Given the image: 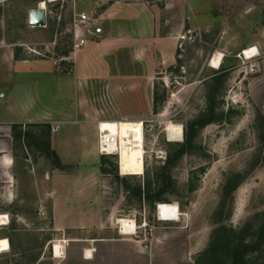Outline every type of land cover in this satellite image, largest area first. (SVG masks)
Listing matches in <instances>:
<instances>
[{
  "label": "rangeland",
  "instance_id": "1",
  "mask_svg": "<svg viewBox=\"0 0 264 264\" xmlns=\"http://www.w3.org/2000/svg\"><path fill=\"white\" fill-rule=\"evenodd\" d=\"M41 1L15 0L4 8L2 24L8 40L18 41L19 57L52 61L69 55L74 14L87 12L91 22L72 75L60 82L33 75L41 104L67 114L54 135L56 147L52 126L50 139L44 127L33 129L27 149L18 139L19 154L34 165L24 182L34 216L43 207L53 226L54 206L69 202L73 221L88 226L71 230L70 239L95 235L97 212L115 237L118 218L147 223L145 233L130 236L146 240L144 255L125 264H233L238 256L264 264V0H59L47 3V27H31L28 10ZM254 47L257 57L242 56ZM217 51L225 57L213 69ZM93 75L107 76L118 93L92 98L86 109L144 122L143 175L120 173L119 156H102L98 135L73 122L74 82ZM170 123L183 126L182 142L168 140ZM159 203H177L181 221L159 222ZM33 233L21 254L0 255V264H57L53 249L60 233H50L41 261L46 237L36 227ZM62 244L68 250L63 264H94L71 255L82 242ZM10 248L8 239L0 240V253Z\"/></svg>",
  "mask_w": 264,
  "mask_h": 264
},
{
  "label": "crops",
  "instance_id": "2",
  "mask_svg": "<svg viewBox=\"0 0 264 264\" xmlns=\"http://www.w3.org/2000/svg\"><path fill=\"white\" fill-rule=\"evenodd\" d=\"M14 2L15 0H0V217L9 218L8 222L0 224V240L8 239L11 246L8 252L0 253V255L18 256L21 254L25 247L24 240L34 236L33 228L36 227L40 237H44V239L46 237L43 253L37 259L39 261L45 259L50 248L52 243L51 232L61 234L57 240L61 245L69 240L83 243V246H78L79 249L74 250L72 254L70 253L74 260L84 263H91L94 260V264H109L110 262L125 264L130 260L139 259L146 251V240H135L130 236L121 235L119 232H117L119 237H115L116 235H112L116 233L114 228H109L112 231V234L109 235V232L104 230L105 226H103V221L101 222L99 219L100 216H97L98 212L94 214V226L97 222L95 235L87 236L86 239H70L69 236L71 235L68 233H71V230H80L88 228V226L84 225L83 222L73 221L70 214L71 209L67 207L69 202L60 203L58 208L54 206L53 226H49L46 222V212L43 211V207L39 217H35L32 208H29L28 185L24 182L32 177L34 165L29 157H22L19 154L17 148L21 147V144L18 139L23 141L27 149V143L31 138L33 129L44 127L48 131V126L51 127L52 125H58L60 128V124L65 122L64 118L67 117L65 110L61 113L53 110L49 105L41 104V97L36 93L38 81L33 78V75L51 76L60 82L72 74L68 73L70 67H57L53 60L18 56L20 51L18 41L8 40L7 31L2 24L5 14L4 8L6 5H13ZM39 7L41 6L39 5ZM33 8L29 9L28 12ZM74 75L77 76V70ZM106 80L107 76L98 78L93 75L77 77L74 82L75 91L73 90V92L77 99L76 108H74L76 120L73 122L90 126L96 136L98 135L99 122L121 121L112 120L111 118L114 117L112 113L107 114L103 110L100 112V109L94 111V108L92 110L85 107L92 98L105 100L108 98V94L115 97L118 90L116 91L114 87H111L112 83H107ZM20 132L22 137H16V134ZM56 132L53 134L54 146ZM24 202H26V207H24ZM42 202L44 203L45 200L42 199ZM71 234L73 235V233ZM76 235L79 236V233ZM88 251H91V255L88 254ZM67 253L68 250L64 254L68 256ZM67 256L56 258L53 250V260H59L57 264H63Z\"/></svg>",
  "mask_w": 264,
  "mask_h": 264
},
{
  "label": "bare ground",
  "instance_id": "3",
  "mask_svg": "<svg viewBox=\"0 0 264 264\" xmlns=\"http://www.w3.org/2000/svg\"><path fill=\"white\" fill-rule=\"evenodd\" d=\"M59 0H45L40 2L41 7H47L48 2H57ZM247 60L253 59L259 55L257 47L247 48L241 53ZM225 55L217 51L210 60V67L220 69ZM167 137L170 142H182L184 137V129L181 125L174 123L168 124L166 128ZM101 138L103 144L108 142V153L117 150L119 156V170L123 175L139 176L145 171V133L144 122L141 120H121V121H104L98 124V137ZM100 143V142H99ZM159 214L163 216L172 215L178 218L180 215L177 203H159ZM9 218L0 217V224L8 222ZM117 224L121 225V235L129 236L135 233L136 223L129 218H118ZM64 244L56 242L54 247V256L56 258L63 257ZM91 255V251H88Z\"/></svg>",
  "mask_w": 264,
  "mask_h": 264
},
{
  "label": "built area",
  "instance_id": "4",
  "mask_svg": "<svg viewBox=\"0 0 264 264\" xmlns=\"http://www.w3.org/2000/svg\"><path fill=\"white\" fill-rule=\"evenodd\" d=\"M91 22V17L87 12H81L78 13L76 12L74 14V18H73V28L75 31V43H74V51L71 52L69 55H64V56H60L56 59H53V63L55 66L57 67H61L63 68L64 66H68L70 67L71 64H75V57H77V51L82 48L85 44H86V39L84 37V33H79V32H84V29L88 28V26L90 25ZM74 62V63H73ZM59 129L58 125H52V131L56 132ZM145 131V129H144ZM145 133V132H144ZM101 133H100V139H99V153L102 156H116L118 155L117 150L114 151L113 153H108V147L109 144L108 142L103 144L102 138H101ZM160 204L157 205V217H158V221L162 222V223H176L181 221V217L183 216L180 208V215L178 216V218H175L172 215L169 216H163L162 218L160 217L159 214V210H160ZM131 220H134L136 223V230L134 234H131L129 236H136V235H140L142 233H145L147 230V223L145 224V222H138L137 218H129ZM121 225H119V232H121ZM55 247V245H54ZM147 247V245L145 246ZM63 249V254L64 255V251H65V247L62 248Z\"/></svg>",
  "mask_w": 264,
  "mask_h": 264
},
{
  "label": "water",
  "instance_id": "5",
  "mask_svg": "<svg viewBox=\"0 0 264 264\" xmlns=\"http://www.w3.org/2000/svg\"><path fill=\"white\" fill-rule=\"evenodd\" d=\"M28 19L31 27H46L48 25L47 8L39 7L30 10Z\"/></svg>",
  "mask_w": 264,
  "mask_h": 264
},
{
  "label": "trees",
  "instance_id": "6",
  "mask_svg": "<svg viewBox=\"0 0 264 264\" xmlns=\"http://www.w3.org/2000/svg\"><path fill=\"white\" fill-rule=\"evenodd\" d=\"M155 102L157 103V97L155 98ZM48 128L50 129V126H48ZM47 133H48V138L51 136L50 135V133H49V130L47 131ZM18 136V138H21L22 137V133L20 132L19 134H16V137ZM51 138V137H50ZM49 138V139H50ZM45 147H46V150L49 152L48 153V155H51L50 153H51V146H50V140L47 142V141H45ZM105 169V168H104ZM106 170V169H105ZM235 186H230L229 187V189H233ZM240 256L242 255L243 256V254H245L246 253V251H245V249H243V250H240ZM233 264H251V263H245V261H244V259H243V257H239L238 256V258L233 262Z\"/></svg>",
  "mask_w": 264,
  "mask_h": 264
}]
</instances>
